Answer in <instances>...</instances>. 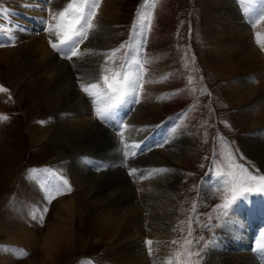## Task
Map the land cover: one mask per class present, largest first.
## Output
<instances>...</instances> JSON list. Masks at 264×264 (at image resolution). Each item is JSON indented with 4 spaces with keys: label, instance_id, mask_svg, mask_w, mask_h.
I'll list each match as a JSON object with an SVG mask.
<instances>
[{
    "label": "rangeland",
    "instance_id": "374dc122",
    "mask_svg": "<svg viewBox=\"0 0 264 264\" xmlns=\"http://www.w3.org/2000/svg\"><path fill=\"white\" fill-rule=\"evenodd\" d=\"M17 1L22 2L21 6L17 8L9 6V9H6V15L10 16L13 12H17L16 17L18 19L24 17L22 20L27 24L30 23L28 26L31 25V18L27 17L33 16L30 11H36L35 5H37L38 1ZM103 1L115 9L116 15L113 18H109L114 23L113 27L118 30L115 38L110 41L107 40L105 29H103L104 19L102 14H100L95 21L98 26L94 31L90 32L88 39L84 40L79 46L81 53L79 57H73L69 61L60 53L54 51L50 45L48 50L53 54L57 63H66L72 77V82H76L79 85L80 81L85 80L88 85L91 84L90 81L93 79L97 81L104 74L101 71L102 65L111 68L113 71L119 70L120 65L124 62L126 53L129 52L127 45L136 41L141 53V56L137 58L144 62V74L153 65L162 72L160 80L166 88V92L164 97L158 101L160 114L157 119H144L140 120L141 122L139 123L136 117L139 103H132L131 98L117 107L106 122H101L96 116L95 111L91 110L87 116L93 117V121L98 126L111 133L114 136V141L109 145L101 144L95 146L96 149H91L92 151L88 153L90 155H87V153L80 152V148H71L65 141H50L48 133L47 135L44 133L45 136L42 135V132L50 130L52 125L57 126L59 124L57 123L59 120L56 119L57 113L52 117L51 112L49 114L50 110L46 99H38L36 96L28 93L27 83L29 79L27 76L13 71L8 68V62L0 60V87L8 89V92H0V101L2 100L7 105L6 110H4L5 107L0 106V115L8 116V120L0 121V139H5L10 144L12 150H14L11 151V155L14 154V156L9 155L7 158H4L3 155H0V264H28L34 261L40 252L37 250V243L46 237L49 231L55 228H60L62 231L64 230L63 232L72 230L74 236L70 250L60 245L56 256V264H117L112 254L107 250V245L96 236V213L86 208L87 198L81 199L78 196L79 194H76L77 189L69 181L67 182L68 186L71 187L70 192H66L63 184L58 183V181L65 180V177L61 176L63 168L68 166V164L73 166L79 165L80 167H87L88 170L91 169L90 172L94 174L93 176H106L109 174V171L114 170L117 166L122 168L121 170H125L128 181L132 184L133 180L136 179L135 174L140 169L152 166L150 161L153 162L152 157L157 152L163 151L162 153L166 154V151L170 148V145L167 143L168 139L173 142V138L177 136L175 129L180 124L190 131V135L188 136H191L188 140L187 152L183 153L181 162L175 161V165L169 167L166 165L167 161L166 164H164L165 162L156 163L157 165H154L155 168L146 174L150 178L157 175L158 177L167 176L169 174L173 176L175 181L174 188L178 208L174 213L173 222L169 225V255L173 260V264H177L175 253L181 251V249L179 244H172L171 241H178L180 244H183L186 237L193 239L194 246L192 250L199 252V256L194 258L195 264H203L205 251L209 246H211L212 250L216 246L215 238L217 239V230L223 224L227 225L230 223V219L227 220L228 215H221L223 209L218 207L223 205L226 199L231 200L232 198V192L229 185L226 184V181L230 180L231 177H228L226 173L233 171L237 176L243 175L240 169L235 167L236 165H241L253 176H264V156H252L248 154L249 152L243 145V141L247 137L252 138L251 135H254L255 130L250 131L248 127L235 122L234 116L238 109L241 108L232 104L225 97L224 88L227 84V79H222L209 70L210 49L214 44L213 41L207 39V35H209L207 33V28L209 27L207 22L209 20H207L208 13L205 12L206 7H204L203 0H155L154 4L153 0H147V3L145 0ZM68 2L69 0H62V2L51 0V3L47 2L48 4H45V0H43V10H41V13H44V17L40 21L43 22L44 20L45 22L50 20V17L47 15V9L51 8L53 12H59ZM232 2L234 8L248 23L249 17H247V13L240 11L236 7V0H232ZM149 14L151 16V25L150 27H146V21L143 20V17ZM137 21H140L141 24L134 30L133 26ZM4 22H6V19L0 15V26L8 30V27L4 26ZM22 23L13 22L12 27L15 28L16 25L22 26ZM28 26H22L21 31L25 33L28 30L30 37H47L52 42H57L55 36H50L45 31L46 23L43 26L44 28L42 27L43 29L39 28L41 29L40 31L34 30V28H31L30 31V27ZM0 33L4 32L0 31ZM7 34L12 36L0 39V45H4L0 47V57H2V50H11L15 47V36L9 31H7ZM97 35L99 38H102L103 43L96 44L92 41ZM7 39L9 40L7 41L8 43L2 42ZM122 44L125 47L116 53L114 61H109L105 64V57L101 53L117 49ZM201 57L206 59L205 66ZM150 61L153 64H150ZM77 62H79L78 65H76ZM87 64L89 65L87 66ZM77 70L80 72V77L77 75ZM189 77H192L191 84L188 81ZM142 79L144 80V75ZM247 79H251V76H247ZM250 82L256 84L254 80ZM76 83H73V88L77 92L81 91L83 103L88 107L86 111L92 109L89 107L92 101L84 94L80 85L78 86ZM14 89L17 91H14ZM142 92V89L138 92L137 98L139 102L144 97ZM67 112H63L64 116L66 115L65 118L72 115L71 112H68L70 114ZM36 116L43 117L41 121L45 123H39L41 121L37 122L36 131L40 135L36 141L37 143H34L29 134L30 130L32 131L31 127H33V124L35 125V122L32 123V121L35 120ZM172 117L180 120L178 122L180 124L168 120ZM113 120H117V125L113 124ZM169 123L171 125L167 127ZM142 127L143 129L139 131L138 129ZM170 129H172L173 133L169 132ZM160 130L165 132L161 143L156 145L155 141H149L147 145V137L154 135L158 138ZM118 133L123 134L124 143L138 145V147L131 148V152H135L134 156L129 152V155L125 157L124 152L127 149L121 144ZM263 145L262 147H264ZM117 148L118 154H115ZM229 152L232 153V159L228 157ZM230 164L232 165L231 168L229 167ZM15 167L16 171H18L19 179L23 177L28 181L38 183L41 191L39 206L36 207V209L39 208L37 209L38 211L31 212V209L25 205L26 209L28 208V212L25 215L23 210L25 207L19 206V202L14 201L13 197L16 196L17 191L14 189V181L10 182L9 178L12 177ZM48 168L57 171L54 177H52L51 171ZM130 169H136L137 171L134 175H129ZM30 170H35V172H30ZM154 170L164 171L157 174ZM47 176L48 178H46ZM45 178L46 181L44 182ZM256 184L258 185L259 182L257 181ZM203 187H205V192H202V194L201 189ZM263 193L254 190L252 193L246 194V198L237 196V199L231 204L229 209L244 206L237 209H244L248 212L247 208L249 202H251L249 199L252 197L253 200L256 198V201H253L254 205L257 208L261 206V209L264 210V198L260 196ZM75 194L76 200L73 203V207H75L74 214L69 218L65 212L67 206L70 205L72 207V204L70 203L66 206L64 203L68 202V200L70 201V198ZM50 196H55V198L51 199V202H48L47 198ZM239 200H241L240 203H238ZM62 201L65 202L61 203ZM23 203L20 201L19 204L24 205ZM193 205H195V208H193ZM44 209H46V212L43 214L42 223L38 219H33V215L39 216ZM256 213H258V209ZM16 216L18 219H16L17 225L15 223ZM25 216L29 220H25ZM189 217H192V237H188ZM23 219L25 220L24 223L21 222ZM20 222L21 229H24L23 231L27 229V232L32 235L31 237L37 240L32 246H28L26 244L28 240L18 238L15 233L17 232L15 228ZM143 247L147 249L145 244ZM260 248L262 246L256 247L251 252L255 258L261 252H256ZM24 253H27V255ZM185 258L182 256L181 260Z\"/></svg>",
    "mask_w": 264,
    "mask_h": 264
},
{
    "label": "bare ground",
    "instance_id": "6f19581e",
    "mask_svg": "<svg viewBox=\"0 0 264 264\" xmlns=\"http://www.w3.org/2000/svg\"><path fill=\"white\" fill-rule=\"evenodd\" d=\"M37 1L38 3L35 5L36 11H30L33 16L27 17L31 18L32 21V24L28 26L30 23L27 24L23 21L24 17L22 19L16 17L17 12H13L10 16L6 15V9H9V6L17 8L21 6L22 2H18L17 0H0V10H2V14L0 15L6 19L4 26L8 27L7 31L15 36V47L11 50H2L0 60L8 62V68L13 71L27 76L29 79L27 83L28 93L36 96L38 99L45 98L48 102L49 114L51 112L52 117L57 113L56 119L59 120L57 122L59 124L57 126L52 125L50 130H47L49 129L47 128V132H42V135L44 133L47 135L48 133L50 141H65L71 148H80V152L90 155L88 153L95 146L112 144L114 136L105 131L101 126H98L93 121V117L87 116L92 109L86 111L88 107L83 103L81 91L77 92L73 88V83L76 82H72V77L66 63H57L53 54L48 50L50 45L48 42L51 39L47 37L33 38L29 36L28 30L25 33L21 31L22 26L30 27V31L31 28L40 31L41 29L39 28L45 26L44 20L43 22L40 21L44 17V13H41V10H43V0ZM58 1L62 2V0ZM47 2L48 0H45V4H48ZM233 2L232 0H203L204 7H206L205 12L208 13L207 20H209L207 22L209 26L207 28V33L209 34L207 35V39L213 41L214 44L210 49L209 70L213 74H216V76L227 79V84L224 88L225 97L232 104L241 108L238 109L234 116L235 122L248 127L250 131L255 130L254 135H251L252 138H244L243 145L249 152L248 154L262 157L264 156V147H262L264 143V51L257 45L256 36L259 33L261 39L264 40V21H250V18H248L249 22L247 23L244 17L234 8ZM114 10L111 5L103 1L98 11V16L102 14L104 19L103 29H105V35L109 41L115 38L118 32L117 28L113 27V21L111 22V19H109L116 15ZM47 15L50 17L49 11ZM253 21H256L255 27L253 26ZM13 22L23 23L22 26L16 25L13 28ZM11 36L10 34L0 33V39ZM7 41L9 40L7 39L2 42L8 43ZM92 41L96 44L103 43L102 38H99L98 35ZM2 42L1 44H3ZM131 44L139 48L136 41H133ZM202 61L205 66L206 59L202 58ZM150 64L153 63L151 62ZM78 70L77 75L80 77V70ZM85 73L87 74V72ZM161 76L162 72L160 69L154 67V65L144 74V84L142 87L144 97L138 102V113L136 115L139 123L141 122L140 120L144 119H157L160 114L158 101L164 97L166 92V88L160 80ZM247 76H251V79H247ZM78 79L80 80V78ZM94 80L96 79H93L90 83L97 82ZM252 80L256 84H252L250 82ZM80 82L87 85L85 80ZM76 84L78 85V83ZM14 91L17 90L14 89ZM0 102L3 103L2 100ZM1 103L0 106L5 107L4 110H6L7 105L4 103L1 105ZM16 103L18 102L16 101ZM65 111L71 112L72 115L69 116L71 118H65L66 115L64 116L63 113ZM41 120H43V117L36 116L35 120L32 121V123L35 122V125L33 124V127H31L32 131L30 130L29 135H31L32 142L34 143L40 135L37 134L36 126L37 122ZM142 129L143 127L138 130L141 131ZM175 131L177 136L173 138V142L168 139L167 143L170 145V148L166 151V154L162 153L163 151L154 153L155 155L152 158L153 162H156L150 161L151 167L140 169L135 174L136 179L133 180L132 184L128 181L125 170H121L122 168L117 166L114 170L109 171V174L106 176H93L94 174L90 172L91 169L88 170L87 167L84 168L79 165L73 166L68 164V166L63 168L61 176H64L65 180L69 181L77 189L76 194H79L78 196L81 199L87 198L86 208L95 211L96 236L107 245V250L112 254L117 264H167L169 260L173 264V260L169 255V225L173 222L174 213L178 208L175 197V181L173 176L169 174L162 177H158L157 175L152 178L146 174L155 168L154 165L156 163L165 162L164 164H166L167 161L166 165L169 167L175 165V161L181 162L183 153L187 152L188 140L191 136H188L190 135V131L181 124ZM162 134L159 135L163 137ZM11 151L14 150H12L10 144L5 139H0V155H3L4 158H7L9 155L14 156V154L11 155ZM117 152L118 148L115 150V154H118ZM148 160L147 162H149ZM115 161L117 160L115 159ZM94 168L96 167L94 166ZM16 170L15 167L12 177L9 178L10 182L14 181V189L17 191L13 199L19 203L20 201L24 202V205H20L19 203L18 205L24 207L27 205L31 209V212H35L39 209H36V207L39 206L41 198L39 185L23 177L19 179L18 171ZM205 187L201 189V193L205 192ZM76 194L70 198V201L68 200L66 203H64L65 201L61 202L64 205L66 204V206L70 203L72 204V207L70 205L67 206L65 212L69 218L74 214L75 207H73V203L76 200ZM240 202L241 200L238 203ZM252 204V202H249L247 208L249 212H246L244 209H237L244 206L237 207L236 209L233 207L228 210L227 220L230 219V223L227 225L223 224L217 230V239L215 238L216 246L214 250L209 246L205 251L203 264H264L263 252L257 254L256 258L251 253L254 251V246L257 247L262 243L264 244V235H262L264 234V210L261 209V206H259V209L256 205ZM255 208L258 209V213H256L257 209L255 210ZM25 209L23 210L26 215L28 211ZM16 219L17 216L15 218L17 225L18 219ZM24 219L29 220L26 216ZM24 219L21 222L24 223ZM21 222L16 226L17 232L15 233L18 238L28 240L26 242L28 246H32L37 240L31 237L32 235L27 232V229L25 231L21 229ZM257 227H259V231ZM63 231L60 228L49 231L47 236L37 243V250L40 251L37 254L38 256L28 264H56V256L60 245L70 250L74 241L72 230L68 232ZM48 235L50 236L48 237ZM146 240L153 241L151 256L148 255V250L143 247Z\"/></svg>",
    "mask_w": 264,
    "mask_h": 264
},
{
    "label": "snow or ice",
    "instance_id": "6c2138e0",
    "mask_svg": "<svg viewBox=\"0 0 264 264\" xmlns=\"http://www.w3.org/2000/svg\"><path fill=\"white\" fill-rule=\"evenodd\" d=\"M51 3V0H48ZM147 3V0H145ZM256 0H240L243 10L247 13L249 7L255 3ZM102 0H69V2L59 12H53L51 9H47L50 14V20L45 21L46 29L50 36H55L57 42L49 41L51 48L60 53L65 59L71 61L73 57H79L81 55L79 46L84 40L88 39L91 31H94L98 26L96 24V18L98 16V10ZM155 0H153V4ZM2 14V10H0ZM260 20H264V13L259 17ZM146 21V27L151 25V16L146 15L143 17ZM255 27L256 21H253ZM141 22L137 21L134 23V30L140 26ZM0 31L7 34V29L0 26ZM256 43L260 46L261 50L264 51V40L261 39L259 33L256 36ZM4 45H0L2 47ZM125 45H121L117 49H112L109 52L101 53L105 57V64L109 61H114L116 53L123 49ZM129 52L126 53L124 62L120 65L119 70L113 71L111 68L104 67L102 65L101 71L104 73L97 82L85 85L80 84L81 90L95 105V113L101 122H106L114 110L119 107L122 103L127 102L131 98L132 103H138L137 98L139 90L143 87V75H144V62L137 58L141 55L140 49L133 46V44L127 45ZM110 73V74H109ZM189 84L192 82V77L188 78ZM0 92H8V89L0 87ZM10 98V97H9ZM8 120V116L0 115V121ZM39 123H45L43 121ZM120 135L121 144L127 151L124 152L125 157L129 155L132 147H138V145H129L124 143V137L122 133ZM134 156L135 152H131ZM229 159H232V153H228ZM231 168L232 165L230 164ZM236 168L240 169L243 175L237 176L233 171L226 173L230 180L226 181L232 192L231 200L225 201L221 206L223 209L221 215L227 216L228 209L232 203L235 202L237 196L246 198V194L256 192H264V176H253L248 173L247 169H244L241 165H236ZM136 169H130L129 175H134ZM157 174L164 170H154ZM35 172V170H30ZM259 182L257 185L256 182ZM66 192L71 191V187L68 186L66 180L62 181ZM63 194V193H59ZM55 196L48 197V202L54 199ZM195 208V205H193ZM46 209L42 210L39 216L33 215V219H38L39 222H43V214ZM192 217H189L188 225V237H192ZM183 231V229H181ZM264 235V234H262ZM172 244H179L181 251L175 253L177 264H195L194 258L199 256V252L193 251L194 241L193 239L185 238L183 244L178 241H171ZM198 243V241H196ZM145 244L148 249V253L152 255V244L153 241L146 240ZM27 255V253H24ZM186 257L181 260V257ZM167 264H172L169 260Z\"/></svg>",
    "mask_w": 264,
    "mask_h": 264
}]
</instances>
